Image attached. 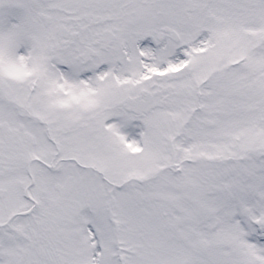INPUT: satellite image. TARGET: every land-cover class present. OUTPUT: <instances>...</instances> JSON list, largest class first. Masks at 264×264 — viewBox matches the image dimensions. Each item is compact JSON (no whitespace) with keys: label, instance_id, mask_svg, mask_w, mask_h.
<instances>
[{"label":"snow or ice","instance_id":"1","mask_svg":"<svg viewBox=\"0 0 264 264\" xmlns=\"http://www.w3.org/2000/svg\"><path fill=\"white\" fill-rule=\"evenodd\" d=\"M0 264H264V0H0Z\"/></svg>","mask_w":264,"mask_h":264}]
</instances>
